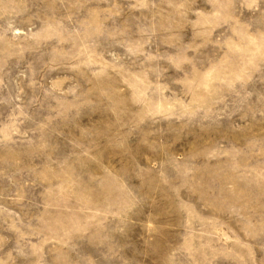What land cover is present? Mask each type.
I'll return each instance as SVG.
<instances>
[{"label":"rangeland","instance_id":"374dc122","mask_svg":"<svg viewBox=\"0 0 264 264\" xmlns=\"http://www.w3.org/2000/svg\"><path fill=\"white\" fill-rule=\"evenodd\" d=\"M0 264H264V0H0Z\"/></svg>","mask_w":264,"mask_h":264}]
</instances>
